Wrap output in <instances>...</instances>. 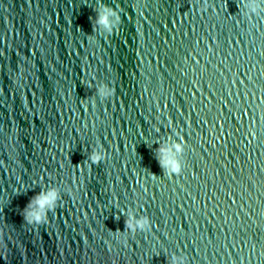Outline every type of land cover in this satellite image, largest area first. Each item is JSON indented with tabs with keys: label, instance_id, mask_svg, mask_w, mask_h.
Here are the masks:
<instances>
[{
	"label": "water",
	"instance_id": "1",
	"mask_svg": "<svg viewBox=\"0 0 264 264\" xmlns=\"http://www.w3.org/2000/svg\"><path fill=\"white\" fill-rule=\"evenodd\" d=\"M246 2L0 0V264H264V3Z\"/></svg>",
	"mask_w": 264,
	"mask_h": 264
},
{
	"label": "clouds",
	"instance_id": "2",
	"mask_svg": "<svg viewBox=\"0 0 264 264\" xmlns=\"http://www.w3.org/2000/svg\"><path fill=\"white\" fill-rule=\"evenodd\" d=\"M264 3V0H261ZM259 4L256 0H247L245 5L244 15L249 16V14H258ZM97 24L102 25L105 30L111 32L119 22V15L116 10L105 7L103 13L98 16ZM98 95L103 97H110L112 95V89L101 86L97 89ZM175 151L180 153L184 150L183 143H176L173 145ZM105 159V154L102 149H94L90 155L89 160L92 163H99ZM172 169L179 172L178 162H172ZM58 199V193L55 189H50L47 192H41L33 198L24 210V219L28 225H39L45 223L48 219L46 215L47 210H51ZM148 219L146 217L133 218L129 216L127 221V227L130 230H135L136 228L144 229L148 226ZM172 264H184L183 258H174Z\"/></svg>",
	"mask_w": 264,
	"mask_h": 264
}]
</instances>
